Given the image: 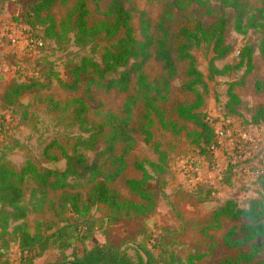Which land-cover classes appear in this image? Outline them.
<instances>
[{"label":"rangeland","instance_id":"374dc122","mask_svg":"<svg viewBox=\"0 0 264 264\" xmlns=\"http://www.w3.org/2000/svg\"><path fill=\"white\" fill-rule=\"evenodd\" d=\"M7 1V11L11 14L6 13V17L0 21L1 155L10 160L16 168L22 166L29 158L39 166L63 170L65 162L61 156L62 151H75L92 159L95 156L94 151L84 145H78L79 141L85 140L90 145V138L93 136V142L98 145L97 150H101L107 145V132L117 120L127 116L128 109L131 110L130 119H127L130 126L141 128L142 124L147 123L142 101L137 99L132 103L136 94L132 85L127 92H120L114 88L99 86L83 73L75 80L72 69L84 56L99 58L101 47H78L65 39L46 38L42 49L31 51L23 25H12L10 22L13 21V12L18 14L29 10L36 0ZM74 1L57 0L49 7V13L57 24L66 18ZM179 1H185L180 8L176 3ZM107 2L108 0H98L96 3L95 0H87L90 24L103 17ZM201 2L128 0L127 6L132 14V24L137 37H141L140 22H147L150 31L158 21L166 20L171 32H175L183 25L191 27L195 21L208 26L219 14L228 18L224 42L230 46L231 51L222 59L213 62L217 71L209 68L212 47L205 41L191 48L196 69L202 74L200 80L186 74L187 61L176 64L172 77H167L160 61L155 58L149 59L142 70L149 84L158 90L154 103L164 121L184 125L187 132L198 131L199 128L193 122L181 120L174 109L177 104H192L197 99H200L198 110L205 113L215 127L226 124V120H229V136L224 137L216 149L218 159L195 161L191 170L188 162L196 157L197 148L189 143V139L183 135L184 131L177 134L164 130L160 127L158 118L152 115L149 129L153 135L150 143L143 142L144 134L141 132L135 135V141L131 145L115 142L113 153L115 156H122L126 164L120 176L109 183L118 192L121 202L134 201L149 207L148 212L144 213L146 209L142 208L136 209L137 212L119 208L117 213H113L117 220L109 225L104 216L108 214V210L103 206L93 207L89 217L94 220V231L88 239L75 244L74 251L77 253L106 240L115 245L121 244L131 256H135L136 244L143 243L151 248L155 264H164L169 251L176 252L183 259L190 253H206L196 264H236L240 253L249 252L248 247L233 249L223 243L224 231L234 222L219 218L217 223L221 224V228L216 229L212 227L215 221L211 212L226 198H231L240 207H246L253 198L259 199L261 196L258 182L244 174L242 169L237 167V171L230 170L229 174L225 171L232 154L240 153L238 146L235 147L236 151H233L231 141L240 139L238 145L244 140L264 145V123L260 122L255 126L247 123L258 116V108H262L264 113V53L261 52L263 47L260 45L262 32L246 27L245 23L252 14L257 17L259 11L262 14L259 19L264 21V0H243L248 4L239 29H236L231 9L220 8V4L214 0ZM38 30L42 31L43 27H38ZM68 37L71 40L72 35L69 34ZM104 43L100 41L98 46ZM244 46H253L251 62L246 65L244 61L239 66L240 50ZM3 53L14 54L15 58L5 60L1 55ZM37 60L41 61L44 74L56 72L64 81L73 83L74 89H65L50 81L46 87L37 86L23 93L18 99L6 101L4 91L18 76V72L22 75L21 78L31 76ZM230 84H233L232 92L238 96L241 104L235 107L236 115L228 117L225 115V106ZM152 95L155 96V93L152 92ZM76 99L85 106V111L78 118L75 117L74 108L79 107L80 102L74 103ZM98 130L106 136H96ZM239 132L241 136L250 139L240 137L237 135ZM158 149L166 153L164 159L159 157ZM54 157L56 158L53 159ZM132 162L143 163L150 174L144 187L150 193L148 199L140 198L125 185L126 178L140 176L139 171L131 166ZM98 163L104 172L113 169L109 155L99 156ZM160 165L163 170L157 168ZM224 178L227 180L220 183ZM69 182L73 191L84 193L87 189L84 179L70 178ZM204 184L214 186L216 192L211 199L198 201L203 199L204 191L196 197L192 196V192ZM31 187V182L26 181L25 201L29 198ZM48 196L50 198L42 200L38 210L29 212L26 218L31 229L38 226L44 234H49L63 221L73 219L71 212L59 207L58 192H52ZM11 226L12 223L9 228ZM151 230H154L152 239L151 235H148ZM256 244L262 248L263 255L251 262L241 259L237 264H255L256 261L264 259V237L258 238ZM5 245L8 247L6 255L13 264H17V249L9 236L2 234L0 229V246ZM54 252L53 248L49 247L35 263L48 264L53 259ZM69 252L71 249L67 250V253Z\"/></svg>","mask_w":264,"mask_h":264},{"label":"trees","instance_id":"16d2710c","mask_svg":"<svg viewBox=\"0 0 264 264\" xmlns=\"http://www.w3.org/2000/svg\"><path fill=\"white\" fill-rule=\"evenodd\" d=\"M4 1L7 0H1L0 3ZM56 1L36 0L30 5L29 10H23L12 16L11 19L16 24L24 26V30L29 34L31 40L39 42L34 46L33 51L38 48L42 49L46 38L65 39L72 41L78 47L91 46L93 49L101 47L99 58L84 56L72 69L75 80L78 79L80 73H83L97 82L99 86L106 89L114 88L120 92H127L132 85L136 92L132 103L134 104L137 99L142 101L147 123L142 124L141 128L130 126L128 120L131 110L128 109L127 116L117 120L111 130L107 132V145L101 150H97L98 145L93 142V136L90 138V145L85 140L79 141L78 145H84L94 151L95 156L92 159L75 151L72 153L62 151L61 156L65 162L63 170L39 166L29 158L22 166L16 168L10 160L0 154L1 232L8 235L15 245L19 255L17 264H36L35 260L41 257L49 247H52L55 252L53 259L48 264H155L156 260L151 248L143 243L136 244L135 256H131L121 244L115 245L109 240L84 248L81 253L75 252L74 247L77 242L88 239L94 231V220L89 217L93 207L103 206L108 210V214L104 216L109 225L117 220L113 213H117L119 208H126L131 212H137L136 209L142 208L146 209L144 213L148 212L149 207L134 201L121 202L118 192L109 183L120 176L126 164L122 156L114 155L115 142L131 145L135 141V135L141 132L144 134L143 142L150 143L153 135L149 129L152 115L158 118L162 129L177 134H182L184 131L183 135L189 139V143L197 148L196 154L210 159L208 147L215 142L214 129L206 114L198 110L200 99L192 104H177L174 108L181 120L193 122L199 128L198 131L187 132L184 125L179 126L173 121L166 122L158 113V108L154 103L158 90L149 84L142 70L149 59L155 58L160 61L167 77H172L176 70V64L187 61L186 74L200 80L202 74L196 69L191 48L205 41L209 42L212 47L209 68L214 72L217 71L213 62L222 59L231 51L230 46L225 45L224 42L228 18L224 14H219L208 26L195 21L191 27L183 25L175 32H171L166 20L158 21L150 31H148L147 22H140L141 37H137L132 24V14L127 6L128 0H108L105 11L102 13L103 17L92 24L88 22L90 12L87 0H75L66 18L57 24L49 13V7ZM97 1L95 0V3ZM197 1L202 3L201 0ZM214 1L220 4V8L232 10L236 29H239L248 3L243 0ZM176 3L180 8L185 1ZM261 17L262 14L259 11L257 17L252 14L245 23L246 27L262 32L260 45L263 47L261 52L264 53V21L259 19ZM38 27H43V30L39 31ZM69 34L72 35L71 40L68 37ZM100 41L105 42L104 45L98 46ZM252 52L253 46H244L240 50L238 65H242L244 61L246 65L250 64ZM11 57L15 58L14 54L4 56L5 60ZM40 62L37 60L34 64L31 76L21 78L22 75L17 71L18 76L4 91L6 101L18 99L23 93L29 92L37 86L46 87L50 81H54L65 89H74L73 83L64 81L56 72L44 74ZM41 79L46 83L44 84ZM232 85L230 84L227 90L228 101L225 106L226 111L224 110L228 117L236 115L235 107L241 104V100L232 92ZM152 92L155 93V96L152 95ZM73 102H80V106L74 108L75 117L78 118L85 111V106L78 99ZM127 107H129V100ZM257 111L258 116L247 122L248 124L264 123L263 109L258 108ZM102 135L105 134L98 130L96 136ZM157 151L159 157L164 159L166 155L164 150L158 149ZM102 155H109L110 164L113 166L112 170H106V172L102 170L98 163V157ZM131 166L139 171L140 176L126 178L125 185L140 198L148 199L150 193L144 187L150 174L141 162H132ZM157 168L163 170L162 165ZM225 172L229 174L230 168H227ZM70 178L84 179L87 183L86 191L80 193L71 190L70 188L73 186L69 182ZM226 180L224 178L220 183H224ZM26 181H30L32 184L27 201L24 197ZM255 181L261 188L259 199L258 197L253 198L246 207H240L231 198H226L220 201L219 206L211 212L215 221L212 227L216 229L221 228V224L217 223L219 218L234 222L222 235L223 243L227 247L249 248V252H242L238 255L236 264L238 261H242L241 259L251 262L254 258L263 255V250L260 245L256 244V240L264 237V173ZM215 189L212 185L204 184L198 189L200 191L192 192V196H199L200 192L204 191L203 199L198 201H206L214 196ZM52 192H58L59 207L71 212L73 219L63 221L49 234H44L38 226L31 229L26 218L29 212L37 211L38 205L41 206L42 200L45 198L49 199L48 195ZM11 223L12 226L9 228ZM153 232L154 230H151V234H148L151 235V239ZM7 248V245L0 246V264H13L9 256L6 255ZM68 249H71V252L67 253ZM204 255L206 253H190L183 259L176 252L169 251L164 264H196ZM229 263L227 262V264ZM255 264H264V259L256 261Z\"/></svg>","mask_w":264,"mask_h":264},{"label":"built area","instance_id":"2783aa9c","mask_svg":"<svg viewBox=\"0 0 264 264\" xmlns=\"http://www.w3.org/2000/svg\"><path fill=\"white\" fill-rule=\"evenodd\" d=\"M10 23L12 25L22 26L21 24H16L14 21H11ZM26 37L28 39L27 45L30 46V50L32 51L34 46L38 45L39 42L37 41L35 42L31 40L28 33ZM228 123L229 120H226V124H223L218 127H215V125L212 124L214 129L215 142L208 147V152L210 154L211 161H215L218 159L217 156L218 153L216 152V149L219 148L218 146L220 145L221 140H223L224 137L229 136L230 132L227 128ZM237 135H239L240 137H245L244 135L241 136V132H239ZM246 139H250V138H246ZM239 143H240V139L231 141V146L233 147L232 148L233 151L235 152L236 151L235 147L238 146L240 149V153L237 155L232 154V157H230V159L228 160V164L227 165L225 164L226 169L230 168V170L233 172V171H237L236 168L239 167L240 169H242L244 174L256 180L261 174L264 173V145H262L263 143H258L256 141L249 142L247 140H244L241 145H238ZM205 160L208 161V159H206L204 156H199L196 154V157L189 160L188 165H191L190 169L192 170V164L195 161L203 162Z\"/></svg>","mask_w":264,"mask_h":264},{"label":"crops","instance_id":"0c3cea01","mask_svg":"<svg viewBox=\"0 0 264 264\" xmlns=\"http://www.w3.org/2000/svg\"><path fill=\"white\" fill-rule=\"evenodd\" d=\"M1 1V0H0ZM7 4H8V1H4L3 3H0V21H1V19H3L4 17H6V13L8 14V13H10L11 14V12H9V11H7ZM7 11V12H6ZM13 15H16V12H13V14H12V16ZM1 55H3V56H6V54L5 53H3V54H1ZM4 58V57H3ZM46 252V251H45ZM45 253H43V255H44Z\"/></svg>","mask_w":264,"mask_h":264}]
</instances>
